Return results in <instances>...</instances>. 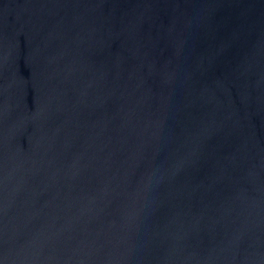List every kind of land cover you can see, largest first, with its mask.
I'll return each mask as SVG.
<instances>
[{
    "label": "water",
    "instance_id": "95a60500",
    "mask_svg": "<svg viewBox=\"0 0 264 264\" xmlns=\"http://www.w3.org/2000/svg\"><path fill=\"white\" fill-rule=\"evenodd\" d=\"M0 264H264V0H0Z\"/></svg>",
    "mask_w": 264,
    "mask_h": 264
}]
</instances>
